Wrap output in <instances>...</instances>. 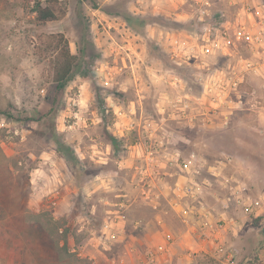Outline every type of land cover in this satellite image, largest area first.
<instances>
[{
    "label": "rangeland",
    "instance_id": "rangeland-1",
    "mask_svg": "<svg viewBox=\"0 0 264 264\" xmlns=\"http://www.w3.org/2000/svg\"><path fill=\"white\" fill-rule=\"evenodd\" d=\"M37 4L57 18L41 21ZM241 8L0 0V264H154L150 234L179 230L188 203L232 196L237 180L257 198L264 47L240 33ZM59 33L77 55L63 90ZM186 183L197 201L178 191ZM263 225L264 207L234 242Z\"/></svg>",
    "mask_w": 264,
    "mask_h": 264
},
{
    "label": "crops",
    "instance_id": "crops-1",
    "mask_svg": "<svg viewBox=\"0 0 264 264\" xmlns=\"http://www.w3.org/2000/svg\"><path fill=\"white\" fill-rule=\"evenodd\" d=\"M232 1L243 4L240 13H247L250 16L249 22L254 26V30L257 28L256 25L261 27L263 21L259 20L258 22L256 14L264 13V0ZM238 26L241 27V21ZM222 183L224 186L228 185L227 181ZM262 185L258 189L259 197L257 196V198L262 200L264 207V182ZM241 188H246L245 194L249 191L252 193V188L247 183L237 180V184L231 188L232 196H228L226 190L222 192L211 191L213 198L217 201L205 198L198 203H188L185 207L181 206L186 213L179 214L182 225L179 230L172 231L161 226L150 234L154 245V257L152 259L154 264H209L206 261L203 262L202 257L216 255L220 243H226L232 247L236 245L237 255L242 260L257 255L259 263L264 264V233H262L264 225L257 233L251 231L250 236L243 239L241 243L234 242L236 236L239 235L238 228L245 225L248 217H250L240 209L235 201L234 191ZM250 197L254 198L252 195ZM262 210L263 208L255 214L256 217H259ZM227 218L241 220V225L218 229L217 224ZM259 220L263 221L262 218ZM202 228L204 230H201ZM201 231L212 236L209 239H202ZM218 260L219 264H227L221 258Z\"/></svg>",
    "mask_w": 264,
    "mask_h": 264
},
{
    "label": "built area",
    "instance_id": "built-area-1",
    "mask_svg": "<svg viewBox=\"0 0 264 264\" xmlns=\"http://www.w3.org/2000/svg\"><path fill=\"white\" fill-rule=\"evenodd\" d=\"M250 24V23H249ZM241 23L240 33L246 35L248 40L253 45H259L264 47V40H262V32L259 29L258 31L254 30V26L252 24ZM177 189L179 192H184L185 195L189 196L193 200L197 201L199 199V193L196 188L190 184L186 183L184 185H177ZM246 188L237 189L234 191V197L237 205L240 209L248 215L257 214L263 208V202L259 198H252L245 194ZM186 213L183 208V214ZM241 220L227 218L226 220H222L217 224V228H225L231 227L233 225H241ZM201 230H204L203 228ZM212 236V235H211ZM211 236L206 234L204 231H201L202 239H209ZM217 254H219L220 258L225 261L227 264H239L237 260V251L234 247L228 246L226 243H220L218 246Z\"/></svg>",
    "mask_w": 264,
    "mask_h": 264
},
{
    "label": "trees",
    "instance_id": "trees-1",
    "mask_svg": "<svg viewBox=\"0 0 264 264\" xmlns=\"http://www.w3.org/2000/svg\"><path fill=\"white\" fill-rule=\"evenodd\" d=\"M37 16L41 21L51 20L57 18L58 10L51 7H43L37 4ZM57 45L55 52L57 56L56 68H55V81L57 88L63 90L71 78L76 66L77 55L70 50L68 40L59 33L56 36ZM240 264H261L259 263L258 256L244 258Z\"/></svg>",
    "mask_w": 264,
    "mask_h": 264
},
{
    "label": "water",
    "instance_id": "water-1",
    "mask_svg": "<svg viewBox=\"0 0 264 264\" xmlns=\"http://www.w3.org/2000/svg\"><path fill=\"white\" fill-rule=\"evenodd\" d=\"M262 233H264V228L262 229Z\"/></svg>",
    "mask_w": 264,
    "mask_h": 264
}]
</instances>
